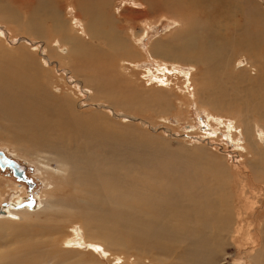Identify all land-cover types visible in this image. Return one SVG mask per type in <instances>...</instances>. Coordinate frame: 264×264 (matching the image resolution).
Returning <instances> with one entry per match:
<instances>
[{
	"label": "bare ground",
	"instance_id": "obj_1",
	"mask_svg": "<svg viewBox=\"0 0 264 264\" xmlns=\"http://www.w3.org/2000/svg\"><path fill=\"white\" fill-rule=\"evenodd\" d=\"M75 1V8L84 17H87V23L85 20L83 21L85 22L83 24V30H85L83 34L85 33L91 40L103 41L108 46L109 56L118 54V52L125 54L120 44H127L128 42L120 36L119 26L112 25V23L109 26L107 25V19H110L109 17L106 18L105 15L108 0ZM150 1L154 2V0ZM185 1L189 4L191 2L190 0ZM47 3L50 4L51 2L47 1ZM132 11L134 12V10ZM187 12H178L180 16L186 15V28L190 25L191 18L196 16L194 13L191 15L192 12ZM215 13L220 15L221 18L224 17L226 7L221 4L215 6ZM31 17L32 19H28L29 21L26 22V20L22 21L14 14L11 23L19 30H25L26 32L32 30L33 35H41L40 32L44 29L43 22L48 20L51 24V26L49 24V27L52 33L58 36L51 42L53 44V46L51 45L52 51H54V54L56 53L60 60L68 63V67L77 66L86 71L85 73L91 74L93 81H90L95 85L92 86L91 90H86L85 93L89 96V93L92 92L88 97L91 101L104 99L109 101L110 99L111 104L109 106H103L101 102L100 108L101 110L110 111L111 113H108L113 116V119L120 118L116 117L118 115L114 112L115 106L121 108L125 106L132 108L154 106L152 103L142 101L139 98L137 93L139 89L136 87L130 88L127 92L133 93L125 96L124 92L117 90L114 86L101 83L99 79L95 81L94 77L98 74L102 76L103 74L109 75L112 72L110 67H105L100 63V61L103 63L102 58L108 55L99 54L98 59L85 60L84 53L88 52L91 44L82 43L81 38L76 34L69 35L67 24L60 21L59 17L55 18V15L40 19L35 18V16ZM219 23H221L220 27H223L222 29L218 28L216 22L208 24V29H211L216 37L220 36L225 30V24H222L221 20ZM1 29L3 28L0 27ZM69 30L71 33H75L73 29ZM2 33L0 32V35ZM240 39L241 37H232L230 40L226 39L224 43L217 39L216 45L212 42L207 44L206 62L203 63V71L209 74L208 83L211 85L203 86L205 100L213 98L209 101L222 104L227 99L236 106L238 95L243 90L250 98L256 97L259 99V95L257 97V91H260L259 86L254 83L249 84L250 86H243L244 77L239 75L231 77V75L226 74V70L230 66V58L228 55L224 56L222 54L224 52L223 46L228 41L235 43L237 46L236 42ZM35 43H32L34 46L31 44L28 46L29 48H26L29 52L21 51L19 61L7 60L4 62L1 58L2 52H0V63L10 71V74H7L10 78H6L0 70V120H4L8 123L7 125H10L11 133H8L11 135V140H16V143L21 142L24 139L19 138H24L27 135L26 138L30 139L33 147L40 146V148L36 147L38 150L30 153L39 152L44 155L46 163L42 165V168L54 170L57 176L63 180V185L73 189L74 193L69 198H72L77 192L78 194L73 198L74 205L67 198L56 199L55 202H52L54 203L52 206H48L49 201L46 208H44L45 203L42 212L53 210L51 220L41 221L40 224L31 221L9 230L1 229L3 224L0 223V250H2L0 252V264H26V258L37 257L48 259L47 264H103L96 259L95 261L93 256L86 258V254H79L80 251L79 253L78 251L71 253L68 251L55 252L52 249L56 247L59 236L65 235L66 223H70L68 220L72 217L79 221H77L79 230L84 234L83 240L90 244L89 247L93 250L101 247L102 254L108 255L106 259L111 258V262L116 263L121 258V264H215L218 251L226 242V239L230 238V241H234L236 238L235 229L234 234L231 237L229 236L232 218L235 220L236 217L241 219L235 216V213L232 215L233 212L229 208L230 199L232 200L234 195L229 193L228 196L227 185L230 176L225 166L216 162L209 163L208 160L211 159L206 156L190 159L189 161L195 165L198 171L201 168L213 172L217 186L212 184L213 180L210 173L206 180H202L201 175L198 174L194 183L190 181L191 184H185L182 183V180V182H178L179 179L176 181V177H170L171 174L170 176L167 175V172H170V167H168L170 165L166 163L165 166L160 167L154 177L151 174L153 171H149L146 166L142 169L143 172H139L140 170L138 168L137 170L134 166L137 160L136 157L140 151L149 152L147 147H151L152 144L148 142L147 145H144L141 140L123 139L120 136L119 129L112 127L100 111H94L91 115L80 118L74 110L77 105L74 107L69 97L56 98L53 93L50 95L47 92L42 93L41 86L43 85L47 90L49 85L46 86V79H44L46 70L44 69V63L39 61L40 64L37 65L35 54H29L33 48L38 50V45ZM62 45L65 46L64 49L61 47ZM187 45L173 59L185 64L188 61V63L195 61L196 64H201L202 60L198 58L197 53H188V51H192V47L189 43ZM44 48L48 50L46 46ZM168 51L171 52L169 48L163 52L167 53ZM22 54H24V57ZM164 55L166 56V54ZM48 57L43 56L45 61ZM161 57L163 59L164 56ZM89 65L94 66L95 71L93 73L88 70ZM192 66L194 65H188V67ZM122 71L119 68L120 75L123 74ZM187 79L191 80L189 74ZM259 80L264 84V77H259ZM76 83L83 85L82 82L79 83V80ZM53 90H56V88ZM259 103L257 105L253 103L254 113L260 116L258 122L253 123L259 129L256 131L252 129L253 123L251 118L248 117L247 122L241 121L244 129L242 136L250 141L251 139L254 140L255 134H257L256 141L264 145V126L261 125V115L264 114V110H262L264 109V99L259 100ZM48 108V117H46L42 113L45 111L43 109ZM218 111L220 112L219 109ZM49 116L53 118L50 119ZM123 117L126 118L127 116ZM108 118L110 119V117ZM142 124L147 125L145 122ZM53 127L57 128L54 130L55 138L48 139ZM227 130L231 135V142L239 143L235 135V132L239 130L231 124L229 128L227 127ZM5 133L4 127L0 126V136ZM29 139L26 140L29 141ZM263 145L261 149L264 155ZM142 160H144L143 154ZM153 160H157V158L153 157ZM263 160H257L256 157L250 161V166L255 174L264 175ZM51 163H57L59 167L52 169L50 167ZM145 175L149 176L146 177ZM255 177L257 178V176ZM233 179L235 178L233 177ZM238 182L239 186H242L240 191L242 194H246L247 191H245L242 181ZM249 193L250 196L248 195L245 199L247 205L244 206L247 208L256 204L254 202V192L249 191ZM19 201L13 205H5L3 210L0 209L3 211L0 217L17 218V214H13L11 211L22 210L25 207L32 210L35 208L33 201H31L32 206H27L28 202L20 204ZM54 216L55 219H53ZM73 220L72 222H74ZM258 226L262 228L260 232L258 231V235L262 237L263 249L250 259L251 264H264V221L259 222ZM71 233L74 234L75 238L79 236L76 229H72ZM66 235L65 237H67ZM64 240L61 243H64ZM71 243V241H68L65 245L69 246ZM74 244L79 246L81 243L74 241ZM50 259L54 261L52 262Z\"/></svg>",
	"mask_w": 264,
	"mask_h": 264
},
{
	"label": "rangeland",
	"instance_id": "obj_2",
	"mask_svg": "<svg viewBox=\"0 0 264 264\" xmlns=\"http://www.w3.org/2000/svg\"><path fill=\"white\" fill-rule=\"evenodd\" d=\"M47 1L51 3L49 4ZM190 1L189 4L185 0H154V2L150 0H123V2L122 0H108L105 15L106 18L109 17L110 19H107V25L109 26L112 23V25L119 26L120 36L128 42L127 44H120L125 54L118 52V54H111L109 56L108 46L103 41L91 40L85 33L83 34L85 32L83 24L87 21V17H84L75 8V0H0V27L3 28L0 30V32H3L1 34L3 36L0 35L1 58L4 62L7 60L19 61L21 51L25 53L29 52L26 48H29V45L36 42L38 50L33 48L29 54H35L34 57L37 65L40 64L39 61L45 65V67L43 66L46 69L44 79H46V86L49 85L47 88L50 91L48 89L47 91L42 85V93L47 92L49 93L48 95L53 93V96L56 98L69 97L74 107L77 105L74 110L80 118L87 117L94 111H100L108 119L106 120L112 127L119 129L120 136L123 139L141 140L144 145H147L148 142L152 144L151 147H147L149 152L140 151L136 157L137 160L134 166L140 170L139 172H143L142 169L146 166L149 171H153L151 174L154 177L157 175L160 167L165 166L166 163L170 165L168 166L170 167V172H167V175L170 176L171 174L170 177H176V181L179 179L178 182L183 181L182 183L185 184L194 183L198 174L201 175L202 180H206V177L210 173V177L213 180L212 184L217 186V181L214 180L216 177L213 172L201 168L198 171L195 165L189 161L190 159L206 156L211 159L208 160L209 163L216 162L225 166L230 176L227 185V189L229 190L228 196L229 193L234 195V198L230 199L229 208L233 212L232 215L235 213V216L240 217L242 220L237 219V217L236 220L232 218L229 236L231 237L234 234L235 229L236 238L234 241H230V238L226 239V242L223 243L218 251V258L216 257L217 262L215 264H237L239 262L241 264H251L250 259L263 249L262 237L258 235L262 226L258 225L259 222L264 221V175L255 174L250 166V161L256 157L257 160H262L264 159V155L261 149L263 144L261 143V145L256 141L257 134H255L254 140L251 139L250 141L242 136L244 129L241 121L247 122V118L250 117L251 122L256 123L255 121L259 120L260 116L254 113L253 103L256 105L260 104L259 100L262 101L264 99V84L259 80V77H264V0ZM219 4L226 7V14H223L224 17L222 18L215 13V6ZM154 5L156 6L153 7ZM183 11H188L187 13L192 12L191 15L193 13L196 15L191 18L190 25L187 27L188 29L186 28V15L180 16L178 13H182ZM14 14L20 20H26V22L28 19H32L31 16H35L37 19L53 17L54 15L55 18L59 17L60 21L67 24L69 35L76 34L81 38L82 43L91 44L88 52L84 53L85 60L98 59L99 54L108 55L102 58L103 63L101 61L100 63L105 67H110L112 72L109 75L103 74L99 76L101 74H98L94 77L95 81L99 79L101 83L110 84L117 90L124 92L125 96L131 95L133 92L128 93L127 91L130 88L136 87L139 89L137 91L139 98L142 101L152 103L154 106L141 108L126 106L121 108L115 106L114 112L118 115L116 117L120 118L113 119L110 111L101 110L100 108L101 102L103 106H109L111 104L110 99L109 101L108 99L91 101L88 97L92 92L89 93V96L85 93L86 90H91L92 86L95 85L90 81H93L91 74L85 73L86 71L77 66L73 68L68 67V63L60 60L56 53L54 54V51H52L51 45L53 46V44L51 42L58 36L52 33L49 27L50 22L48 20L43 22L44 29L40 32L42 33L41 35H33L31 33L32 30L29 32L19 30L11 23V18ZM84 20L85 22H83ZM220 20L222 24H225V30L220 36L216 37L214 32L208 29V24L216 22L219 28L221 26ZM116 22L118 23L116 24ZM220 28L222 29L223 27ZM69 29H73L75 33H71ZM232 37H241V39L236 42L237 46L235 43L229 41L223 46L224 52L222 54L224 56L228 55L230 58V66L227 68L226 74L231 75V77L238 75L244 77L243 86H250L249 84L254 83L260 88V91H257L259 99L256 97L250 98L245 94V90H243L238 95L236 106L227 99L222 104L210 102L209 100L213 98L205 100L203 92L204 85H211L208 83L209 74L203 71V63L206 62L207 44L212 42L216 45L217 39L224 43L226 39L230 40ZM187 43L192 47V51H188V53H197L198 58L202 60L201 64H196L195 61L193 63H188V61L185 64L173 59L183 47L188 46ZM32 46L34 45L32 44ZM61 47L65 48L64 45ZM167 48L171 52H163ZM43 56L49 57L45 61ZM161 56H164L165 59L164 57L162 59ZM190 64L194 66L188 67ZM119 68L123 70L122 73L124 75H120ZM0 70H2L6 78H10L7 76V74H10V71L1 63ZM88 70L93 73L95 68L89 65ZM186 74H189L191 80L187 79ZM77 80H79V83L82 82L84 86L82 84L78 85L76 83ZM130 80L132 81L130 82ZM54 88L56 90H53ZM43 110L46 112L44 111L45 114L44 112L42 114L48 117L47 112L49 108ZM49 117L50 119L53 118ZM261 117V125L263 127L264 114ZM243 118L244 120H242ZM144 122L147 125L144 126L142 124ZM254 123L252 129L256 131L259 128L255 127ZM7 124L6 121L0 120V126L4 127L7 133L0 136V151L7 156L11 154L18 158L16 159L11 156L10 159L24 167V180L20 181L25 183L27 190L15 183L16 181L12 174H9L8 168H0V207L4 208L8 204H16L19 200V203L33 200L35 208L33 210L24 208L22 210L11 211V213L17 214V218L0 217V223L3 224L1 229L3 230L18 228L19 225L31 221L40 224L41 221L51 220L54 211L45 210L42 212V207L45 203L44 208L47 207V202L49 201L50 204L48 206H52L54 205L52 202H55L56 199L67 198L74 205L73 198L78 194L77 192L72 198H69L74 193L73 189L64 186L63 180L57 176L54 170L42 168V165L46 163L44 155L39 152L35 154L30 153L38 150L37 148H40V146L33 147L30 139L26 138L27 135L24 138H19L24 139L21 142L16 143V140H11V128ZM230 124L239 130L237 131L238 133L235 132L236 138L239 140L237 144L231 142V135L227 132V127L229 128ZM204 127H206L205 130H203ZM55 129L57 128H52L48 139L55 138ZM26 139H29V141ZM257 153L259 154L256 155ZM142 154L144 160L147 162L142 160ZM152 156L157 158L158 161L153 160ZM163 160L166 161L164 162ZM50 167L56 169L59 166L57 163H51ZM182 171L183 173H181ZM149 175L145 176L148 177ZM238 181H242L245 191H247L246 194H242L240 191L242 186H239ZM236 191L238 194H236ZM249 191L254 192V202L256 204L253 205L254 207L247 208L244 206L247 205V200L245 199L250 194ZM242 210H245V213L241 212ZM73 218L68 220L70 223H66L67 227H65L64 234L66 235L68 231L69 235L67 234V237L65 235L59 236L56 247L52 248L55 252L68 251L71 253L78 251L79 253L80 251L79 254H86V258L93 256L94 260L96 259L103 264L122 263L121 258L116 263L114 261L111 262V258L109 260L106 259L108 255L102 254L101 247L95 250L90 248V244L83 240L84 234L79 230L78 220L74 218V221ZM53 219H55V216ZM72 229H76V232L79 233L77 238H75L74 234L72 235ZM63 240L64 243H61ZM68 241H71L73 244L71 243L69 246H66L65 244ZM74 241L81 244L76 246ZM39 258L41 257L26 258V264H47L49 262L47 261L48 259ZM50 260L54 261L53 259Z\"/></svg>",
	"mask_w": 264,
	"mask_h": 264
},
{
	"label": "water",
	"instance_id": "obj_3",
	"mask_svg": "<svg viewBox=\"0 0 264 264\" xmlns=\"http://www.w3.org/2000/svg\"><path fill=\"white\" fill-rule=\"evenodd\" d=\"M6 167L11 168L14 172L15 176H18L19 179H21L20 172L23 169V166H20L15 161L7 158L1 151H0V168L5 169ZM27 206H32L31 202L27 203ZM3 211L0 210V214H2Z\"/></svg>",
	"mask_w": 264,
	"mask_h": 264
},
{
	"label": "flooded vegetation",
	"instance_id": "obj_4",
	"mask_svg": "<svg viewBox=\"0 0 264 264\" xmlns=\"http://www.w3.org/2000/svg\"><path fill=\"white\" fill-rule=\"evenodd\" d=\"M3 153V152H2ZM4 154V153H3ZM6 157H8L9 159L11 158V156L12 157H14L13 155H9V156H7L6 154H4ZM14 158H16V157H14ZM16 159H18V158H16ZM6 168H8V167H6ZM8 170L10 171V173L9 174H12V176H13V178H14V180L16 181L15 183L19 186V187H24L25 189L27 188L26 186H25V183L23 182V181H20V180H24V167H23V169L21 170V172H20V176H21V179H19L18 180V176H15L14 175V172L12 171V169L11 168H8ZM9 177H10V175H9ZM21 189V188H20ZM27 190V189H26ZM28 192V191H27ZM33 201V200H32ZM23 202V204H25L26 202H29L28 200L27 201H22ZM22 202L20 203V204H22ZM31 202V201H30ZM34 202V201H33ZM19 205V204H18ZM17 205V206H18ZM5 208V207H4ZM4 208H2V207H0V209L1 210H3ZM15 208H16V206H15ZM25 208H27V207H25Z\"/></svg>",
	"mask_w": 264,
	"mask_h": 264
}]
</instances>
